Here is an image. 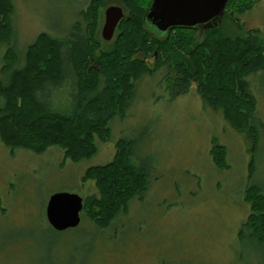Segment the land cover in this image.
I'll return each mask as SVG.
<instances>
[{"label": "rangeland", "instance_id": "obj_1", "mask_svg": "<svg viewBox=\"0 0 264 264\" xmlns=\"http://www.w3.org/2000/svg\"><path fill=\"white\" fill-rule=\"evenodd\" d=\"M77 1L12 0L14 33L0 42L1 80L10 71L3 72L7 46L18 56L13 67H19L24 48L37 33L58 27L59 34L60 28L71 26ZM112 3L121 5L111 0L101 9L104 45L113 40L102 33L105 10ZM222 22L228 36L250 29L264 40V0L236 18L222 17ZM166 71V65L143 71L134 80L125 114L109 120L111 136L98 140L89 158L75 161L54 144L44 152L7 145L0 134V264H264V241L247 234L243 224L252 210L245 194L250 135L228 119L223 106L205 100L197 80L173 96ZM248 77L258 97L255 122L261 128L253 178L264 189V70ZM103 84L101 79L99 91ZM68 92L61 87L51 95L69 106ZM3 102L0 93V107ZM120 136L133 139L132 156L149 171L145 190L107 227L86 214L75 226L52 225L46 215L52 192L92 193L94 179L84 182L83 174L92 163L112 160ZM214 144L226 147L224 167L215 162Z\"/></svg>", "mask_w": 264, "mask_h": 264}, {"label": "trees", "instance_id": "obj_2", "mask_svg": "<svg viewBox=\"0 0 264 264\" xmlns=\"http://www.w3.org/2000/svg\"><path fill=\"white\" fill-rule=\"evenodd\" d=\"M110 1H77L71 26L60 28L59 34L55 33L58 27L37 33L24 48L19 67H13L18 56L12 45L7 46L3 72L10 71L7 79H0L3 141L36 152L54 144L75 161L89 158L98 149L97 141L111 136L109 120L117 113L125 114L134 80L143 71L166 65V87L173 96L188 91L197 80L205 100L223 106L228 119L250 135V182L245 194L252 210L249 222L243 224L247 234L264 241V189L253 178L261 142V128L255 122L259 101L248 77L264 70V40L250 29L228 36L223 33L222 19L218 26L179 25L159 34L144 18L151 0H120L126 13L113 40L104 45L99 35L101 9ZM257 1L227 0L222 17L236 18ZM13 12L12 0H0V42L12 39ZM199 33L204 36L201 40ZM101 79L104 84L99 91ZM61 87L71 94L69 106L53 100L51 93ZM116 146L112 160L92 163L83 174L84 182L94 179L96 189L83 196L82 215L101 227L126 210L149 182V171L132 156L133 139L120 136ZM212 152L219 166L227 165L224 144H214Z\"/></svg>", "mask_w": 264, "mask_h": 264}, {"label": "water", "instance_id": "obj_3", "mask_svg": "<svg viewBox=\"0 0 264 264\" xmlns=\"http://www.w3.org/2000/svg\"><path fill=\"white\" fill-rule=\"evenodd\" d=\"M226 3L227 0H151L144 18L146 24L159 34L179 25L218 26ZM105 13L102 33L104 38L110 39L126 12L122 5L112 3L106 7ZM84 201L80 192L68 189L53 191L46 206L49 222L58 229L78 225L82 218Z\"/></svg>", "mask_w": 264, "mask_h": 264}]
</instances>
